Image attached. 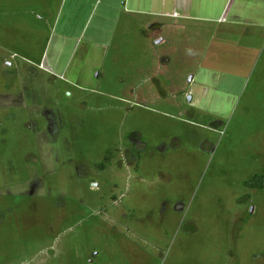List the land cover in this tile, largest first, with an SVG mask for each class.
Segmentation results:
<instances>
[{"label": "rangeland", "instance_id": "374dc122", "mask_svg": "<svg viewBox=\"0 0 264 264\" xmlns=\"http://www.w3.org/2000/svg\"><path fill=\"white\" fill-rule=\"evenodd\" d=\"M21 1L0 0V264H264V0L119 23L88 58L100 23ZM44 54H74L63 79Z\"/></svg>", "mask_w": 264, "mask_h": 264}, {"label": "crops", "instance_id": "0c3cea01", "mask_svg": "<svg viewBox=\"0 0 264 264\" xmlns=\"http://www.w3.org/2000/svg\"><path fill=\"white\" fill-rule=\"evenodd\" d=\"M22 1L21 4L23 3ZM231 1L232 0H57V5L54 3V5L50 6V9L52 11V17L53 14H55L54 20L52 21L54 24L52 29L54 31H58L60 28L61 31L66 32L67 29H73L74 27L76 28V26L80 29H85L87 27L88 30V27H91L92 23H100V25L96 24L94 27L85 48H83L82 54L86 57H90L91 55L95 57L99 53H102L104 49L102 46L103 44L95 41V38H105V36L112 32L114 27H117L119 23H139L142 19H138V17H148V23H154V20H158L159 23H167L170 20L176 22L180 20H194L203 23L221 22L223 19H226V15L229 14L228 9ZM239 1L240 3L248 5H251V2L254 1L258 2V0ZM14 9L18 10L14 11ZM240 12L239 9L235 10L233 16L234 20L242 19ZM124 14L131 15V20L123 19ZM2 18L11 20L12 23L15 22L17 25H21V6L14 5L11 2L7 3ZM40 20L48 23L45 21L46 18ZM66 40L67 39H65V41ZM64 44L68 45L66 43ZM76 44H78V42H76ZM76 53L77 50L75 51V54ZM54 56H56L55 62L52 63L49 54H44L37 66L40 71L49 73V75L55 73L63 79L64 76L68 74V60L70 57L72 59L74 54H71V56L69 55V57L64 54L62 56L64 60V62L61 63L62 66L58 64L60 63V56L55 54ZM6 68L12 69L13 65L6 63ZM54 77L58 76L54 75Z\"/></svg>", "mask_w": 264, "mask_h": 264}, {"label": "trees", "instance_id": "16d2710c", "mask_svg": "<svg viewBox=\"0 0 264 264\" xmlns=\"http://www.w3.org/2000/svg\"><path fill=\"white\" fill-rule=\"evenodd\" d=\"M101 169L104 170L105 166L102 165ZM248 185L253 189L264 190V174L261 176H256L254 179L248 182Z\"/></svg>", "mask_w": 264, "mask_h": 264}, {"label": "water", "instance_id": "95a60500", "mask_svg": "<svg viewBox=\"0 0 264 264\" xmlns=\"http://www.w3.org/2000/svg\"><path fill=\"white\" fill-rule=\"evenodd\" d=\"M190 101H191V99H190Z\"/></svg>", "mask_w": 264, "mask_h": 264}]
</instances>
